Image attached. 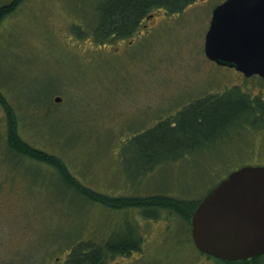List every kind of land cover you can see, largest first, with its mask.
I'll return each mask as SVG.
<instances>
[{
  "label": "rangeland",
  "instance_id": "obj_1",
  "mask_svg": "<svg viewBox=\"0 0 264 264\" xmlns=\"http://www.w3.org/2000/svg\"><path fill=\"white\" fill-rule=\"evenodd\" d=\"M105 1L24 0L0 22V93L14 109L20 138L62 159L81 184L115 197L199 201L235 168L264 165V131L251 134L245 123L239 140L234 127L212 151L128 175V139L228 91L264 103V81L205 58L211 11L224 0H194L167 12L125 46L110 36L102 45L93 39ZM7 130L0 105V264H64L77 243H98L127 227L140 237L141 251L106 264H224L194 247L178 212L115 211L64 196L53 167L7 149Z\"/></svg>",
  "mask_w": 264,
  "mask_h": 264
},
{
  "label": "trees",
  "instance_id": "obj_2",
  "mask_svg": "<svg viewBox=\"0 0 264 264\" xmlns=\"http://www.w3.org/2000/svg\"><path fill=\"white\" fill-rule=\"evenodd\" d=\"M22 1L24 0H10L0 5V22L12 13ZM193 2L194 0H106L97 8L98 22L93 31V39L97 44L102 45L109 36L113 40L117 39L115 41L128 38L140 28L146 15L152 11L164 9L172 14L183 10L185 6ZM37 83L34 87L37 86L40 92H44ZM52 93L54 92L49 94ZM263 104L257 98L253 100L248 94L234 90L228 91L219 98L211 96L194 102L179 112L175 118L173 117V120H162L154 127L127 140L132 146L128 175L130 177L145 176L158 166L175 162L186 154L198 151L202 153L204 150L212 151L219 143L215 144L229 134L230 129L238 128L245 122H251L250 125L253 127L248 129L251 134L264 131V116L262 121H259L264 114ZM0 105L8 117V130L5 136L7 149L16 155L25 156L30 160L53 167L57 175L59 189L64 196L77 197L81 203L91 202L115 211L132 207L141 209L143 212H146L144 209L166 208L178 212L181 218L186 222L189 221V215L198 201L158 195L115 197L81 184L76 176L69 172L62 159L31 147L20 138L14 109L1 93ZM36 107L38 108V106ZM244 117L249 119V122H244L242 120ZM239 130L237 131L239 135H236L237 140L245 132L244 129L242 133ZM233 140L234 138L231 142ZM208 153L206 152V154ZM198 154L200 155V153ZM209 155L211 154L209 153ZM207 160H212L215 163L218 158L212 156ZM133 170L136 172H132ZM146 214L150 215L151 213L147 212ZM108 237L107 240L98 243H77L69 249L64 264H106L107 258L128 256L134 251H141V244H139L141 239L129 227L122 234L117 232V234L113 233ZM263 256L248 261L225 262V264H264Z\"/></svg>",
  "mask_w": 264,
  "mask_h": 264
},
{
  "label": "water",
  "instance_id": "obj_3",
  "mask_svg": "<svg viewBox=\"0 0 264 264\" xmlns=\"http://www.w3.org/2000/svg\"><path fill=\"white\" fill-rule=\"evenodd\" d=\"M204 53L246 77L264 78V0H225L216 6ZM189 227L195 248L215 259L239 262L264 254V166L229 173L200 199Z\"/></svg>",
  "mask_w": 264,
  "mask_h": 264
},
{
  "label": "flooded vegetation",
  "instance_id": "obj_4",
  "mask_svg": "<svg viewBox=\"0 0 264 264\" xmlns=\"http://www.w3.org/2000/svg\"><path fill=\"white\" fill-rule=\"evenodd\" d=\"M161 10V13H159V12H154V13H152V14H148V15H151V17H149L148 15H146V17L144 18V20H143V22H142V24H141V26H140V29H138L134 34H132V36L134 35V36H137V37H141V36H139L138 34L139 33H141L142 32V29L143 28H147V27H149V25L151 24V26L152 27H154V25H155V22H154V24H152L153 23V21L158 17H165V15H167V11L166 10H164V9H160ZM155 14V15H154ZM152 27H151V29H152ZM151 29H149L144 35H146L147 33H149L150 31H151ZM132 36H130V37H128L127 38V41H128V43L129 44H132V42H133V39L131 38ZM143 36V35H142ZM122 40V42H123V46H125V40H126V38L125 39H121ZM212 64H214V65H217L216 63H214V62H211ZM237 73H238V75H239V77H243V78H245V79H251V78H256V79H258V80H260V81H264L262 78H260V77H258V76H251V77H249V78H246V77H244L243 76V74H241L240 72H238V71H236ZM249 96V95H248ZM263 106H264V104H263ZM244 122L245 121H247V122H249V119H247L246 117H244L243 119H242ZM246 123V122H245ZM248 124L249 123H247V125H245L246 126V128H250L251 126H248ZM239 129H241V130H243V129H245L244 127H243V125L241 124L240 126H239ZM208 257V260H210V259H213L212 257L211 258H209V256H207ZM214 260V259H213ZM214 261H216V262H221L220 260H217V259H215ZM223 263V262H222Z\"/></svg>",
  "mask_w": 264,
  "mask_h": 264
}]
</instances>
